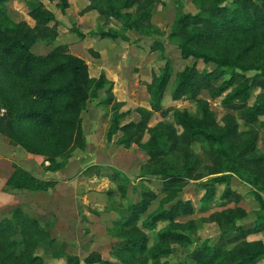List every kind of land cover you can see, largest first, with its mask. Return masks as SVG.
Listing matches in <instances>:
<instances>
[{"label":"rangeland","instance_id":"obj_1","mask_svg":"<svg viewBox=\"0 0 264 264\" xmlns=\"http://www.w3.org/2000/svg\"><path fill=\"white\" fill-rule=\"evenodd\" d=\"M224 1L159 0L150 10V21L144 23L149 26L147 29L123 31L115 20L88 10L89 0H68L63 11L48 0H0L1 30L13 31L22 24L33 28L35 21L29 14L39 5L56 19L57 26L50 33V39L31 47L33 55L45 57L56 47L66 48L64 54L35 66L32 75L21 78L13 70L17 52L6 56L0 45V264H86L85 259L92 253L114 264H172L179 260L194 264L189 253L196 246L218 241L220 227L216 216L223 219L229 213L238 224H252L260 213L256 195L264 202V181L252 180L251 183L233 175L230 189L239 200L231 203L221 200L224 185H219L215 197L202 207L200 200L204 191L198 184L222 174L207 175L210 163L198 144L191 148L202 162L199 173L203 177L199 180L185 179L171 192L163 194L159 178L145 170L158 164L147 155L151 130L160 124L169 125L180 135L182 129L174 121V112L186 111L197 116L200 109L196 101L170 98L177 73L195 62L183 59L177 41L169 38L174 20L179 14H195L202 7ZM107 30L116 31L121 38L100 40L91 35ZM77 33L85 38L79 39ZM157 45L162 46L172 67V77L162 101L167 114L164 117L154 114L144 128L130 133L128 143H124L121 132L112 134V126L138 123V110H150L146 84L158 75L164 64L162 51L155 49ZM199 51L217 57H237L242 64L264 66V28L251 33L222 35ZM69 56L80 58L86 64L88 92L101 75L106 81L95 97L88 95L73 128L61 121L69 118L65 99L50 100L37 93L40 88L59 87L70 80L69 74L56 75L47 81L40 79L42 73ZM196 67L213 69L200 60L196 61ZM258 92L252 93L249 104ZM198 99L207 104L216 126H222L223 118L231 115L240 133L247 130L236 111L221 106L222 97L213 98L203 91ZM41 113L50 117V124L42 125L34 119L35 114ZM263 122L264 117H260L254 125L258 131L256 154L262 156L256 169L259 175H264ZM116 172L125 176L130 188L136 190L133 193L129 189L125 199L117 193ZM244 173L252 178L248 172ZM143 190L157 195L148 213L179 199L189 201L194 213L159 223L153 232L141 230L139 223L133 227L116 225L118 211L138 200ZM167 227L185 234L190 243L169 244L172 255L157 262L151 259L150 249L156 244V232ZM140 234L149 238L146 252L122 254L112 249ZM245 241L264 246V231L248 236ZM226 253L217 264L230 263L234 254ZM256 264H264V259Z\"/></svg>","mask_w":264,"mask_h":264},{"label":"trees","instance_id":"obj_2","mask_svg":"<svg viewBox=\"0 0 264 264\" xmlns=\"http://www.w3.org/2000/svg\"><path fill=\"white\" fill-rule=\"evenodd\" d=\"M48 1L55 3L61 11L68 6V0ZM157 2L159 0H89L87 9L95 10L105 19L115 20L121 25L123 31H140L149 27L144 23L150 21V10ZM29 15L35 21L33 28L22 24L13 31L0 29L1 52L6 56L17 52L13 70L15 75L21 78L32 75L35 66L64 54L66 50L65 47L59 46L45 57L33 55L30 52L31 47L46 38L50 39L49 35L57 26V22L54 16L41 5L32 9ZM261 28H264V0H225L223 4L214 2L202 7L195 14L186 13L176 16L168 36L177 41V48L183 59H193L195 62L177 73L170 98L172 101L180 99L196 101L200 104V109L197 116H191L186 111L174 112V121L182 129L180 135L169 125L162 124L150 132L147 155L149 160L152 162L157 160L158 164L145 170L159 178L160 191L163 194L171 192L185 179L199 180L203 177L199 173L202 162L200 157L194 154L191 148L193 144L200 146L202 154L210 163V166L206 168L207 175L222 174L198 184L204 191L200 200L202 207L208 205L215 197L216 187L219 185H224L221 200L226 203L239 200V196L230 189V180L233 175H238L244 181H264V175L256 172L257 164L262 156L256 154L258 131L254 128L259 118L264 117V66L255 63L242 64L237 57H217L199 51L200 48L222 35L251 33ZM76 35L79 39L85 38L83 34ZM91 35L100 40L121 38V35L113 30L99 31ZM155 49L162 51L161 60L164 64L158 75L153 76L150 83L146 84L150 110H138L140 111L138 123L112 126V134L121 132L124 143H128L127 138L129 139L130 133L134 134L140 127L144 128L154 114H159L160 117L167 114V111L162 108V101L172 77V67L162 46L157 45ZM197 60L204 65H212L213 69L199 70L196 67ZM86 69L83 60L69 56L40 75L43 81L50 80L56 75H70V80L66 84L55 88H40L37 92L46 99L62 98L67 101L65 106L69 118L61 121L70 128L74 127L88 95L95 97L97 91L101 90L106 83L104 76L101 75L100 80L88 92L85 85ZM217 82L220 83L215 85ZM255 90L259 92L252 104H249ZM203 91L209 92L213 98L222 97L221 106L226 110L236 111L247 130L240 133L237 121L231 115L223 118L222 126H216L213 113L204 101L198 99V95ZM34 119L42 125L51 123L50 117L45 113L35 114ZM262 125L264 127V122ZM80 132L77 129V133L80 134ZM262 138L264 139V131ZM244 172H248L252 178H247L248 175ZM114 183L122 199L127 198L129 189L133 193L136 191L134 187L130 188L126 177L118 172L114 174ZM156 197L153 191H141L138 200L118 211L119 219L115 221V224L133 227L139 223L141 230L153 232L159 223H169L178 217L194 213L192 204L181 199L171 202L167 207L161 205L148 213ZM256 200L260 213L252 224H238L229 213H226L223 219L216 216L215 221L220 227L218 241L213 244L204 242L196 246L189 253L190 260L194 264H217L224 252L234 254L229 264H256L263 260L264 246L245 241L248 236L264 231V202L258 194ZM148 241V236L140 234L126 239L112 249L115 248L117 253L122 254H142L148 249ZM154 241L156 244L150 249V257L157 262L172 255L169 244L190 243L185 234L171 227L157 231ZM85 263L114 264L103 260L97 253L90 254L85 259ZM172 264L187 263L179 260Z\"/></svg>","mask_w":264,"mask_h":264}]
</instances>
